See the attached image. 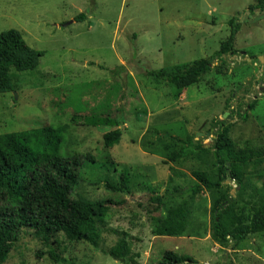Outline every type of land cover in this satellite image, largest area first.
<instances>
[{"label":"rangeland","instance_id":"rangeland-1","mask_svg":"<svg viewBox=\"0 0 264 264\" xmlns=\"http://www.w3.org/2000/svg\"><path fill=\"white\" fill-rule=\"evenodd\" d=\"M255 2L0 0V33L16 30L43 54L37 70L12 71L15 91L0 92V135L68 125L61 154L95 159L82 170L78 192L113 202L98 225V247L63 234L47 244L24 229L6 264H121L105 254L123 239L121 233L129 235L137 264H156L166 251L196 264H264V233L224 246L211 235L220 192L230 188V201L249 212L256 205L264 163L246 169L243 190L228 174L220 189L192 191L199 184L194 171L219 180L213 155L203 149L214 147L222 123L236 152L264 149V12L251 15ZM82 13L85 20L75 21ZM235 17L242 26L235 52L217 56ZM201 59H211V66L183 89L147 75L170 74ZM124 68L125 83L119 77ZM75 115L122 119L119 144L106 148L103 141L117 128L80 126L72 121ZM123 170L130 173V194L105 187L118 184ZM156 197H163V205ZM183 201L189 209L186 232L157 236V220ZM51 251L62 262H54Z\"/></svg>","mask_w":264,"mask_h":264},{"label":"trees","instance_id":"trees-1","mask_svg":"<svg viewBox=\"0 0 264 264\" xmlns=\"http://www.w3.org/2000/svg\"><path fill=\"white\" fill-rule=\"evenodd\" d=\"M91 1L94 4L96 0ZM248 10L253 16L257 12H264V0H256ZM85 18L82 13L75 21ZM229 25L230 34L216 53L217 56L235 52L236 38L242 26L236 17L229 21ZM42 56L41 52L26 43L20 32L9 30L0 33V92L15 91L17 84L12 71H35ZM211 64V59H201L190 66H181L170 74L148 70L147 75L183 89L187 81L202 76ZM124 69L119 77L125 83L127 70ZM123 112V108L119 109L118 118ZM118 118L75 115L72 121L86 127L117 128L103 136L104 146L112 148L119 144L123 135L120 129L122 119ZM68 128V125L59 128L44 126L0 135V264L7 263L24 229L33 230L47 244L52 238L63 234L68 241L99 246L101 233L98 225L104 222L113 202L107 199L91 201L78 192L82 170L88 162L94 163L95 159L79 154H61ZM203 151L213 155L219 180L213 181L206 172L194 171L193 177L199 182L192 189L194 194H199L202 188L220 189L223 178L228 174L243 190L246 188V169H256L264 163V149L235 151L229 127L225 123H222L214 147L204 148ZM119 179L118 184L106 182L105 187L113 192L130 194L129 171L123 170ZM229 193L230 188L220 192L212 209L211 235L221 246L229 240L238 245L250 235L264 233V181L262 188L257 190L258 202L250 212L247 207L238 208L232 203ZM153 200L159 206L163 205V197ZM188 216V203L183 201L171 209L164 219L157 220L156 235L181 237L187 230ZM121 237L123 239L105 254L121 264H137L139 256L132 252L126 240L129 235L121 233ZM49 256L54 262H62L55 251H51ZM156 264H196V261L188 255L166 251Z\"/></svg>","mask_w":264,"mask_h":264},{"label":"water","instance_id":"water-1","mask_svg":"<svg viewBox=\"0 0 264 264\" xmlns=\"http://www.w3.org/2000/svg\"><path fill=\"white\" fill-rule=\"evenodd\" d=\"M14 96H15V98H16V97H17V94L15 93ZM207 147H208V146H206L205 149H207Z\"/></svg>","mask_w":264,"mask_h":264}]
</instances>
